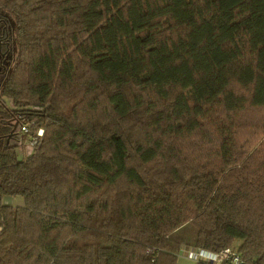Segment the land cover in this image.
Segmentation results:
<instances>
[{"label":"trees","instance_id":"obj_1","mask_svg":"<svg viewBox=\"0 0 264 264\" xmlns=\"http://www.w3.org/2000/svg\"><path fill=\"white\" fill-rule=\"evenodd\" d=\"M0 34V264H264V0H0Z\"/></svg>","mask_w":264,"mask_h":264},{"label":"built area","instance_id":"obj_2","mask_svg":"<svg viewBox=\"0 0 264 264\" xmlns=\"http://www.w3.org/2000/svg\"><path fill=\"white\" fill-rule=\"evenodd\" d=\"M30 146L27 148L29 149ZM180 257H190L191 261L196 262L197 260H204L212 264H221L222 262L228 261L232 263H238L239 255L232 248H226L219 252H211L204 249H198L194 247L185 246L180 250Z\"/></svg>","mask_w":264,"mask_h":264},{"label":"flooded vegetation","instance_id":"obj_3","mask_svg":"<svg viewBox=\"0 0 264 264\" xmlns=\"http://www.w3.org/2000/svg\"><path fill=\"white\" fill-rule=\"evenodd\" d=\"M3 39V36L0 34V77L10 69L12 61V55L9 48H3V43L5 42Z\"/></svg>","mask_w":264,"mask_h":264},{"label":"rangeland","instance_id":"obj_4","mask_svg":"<svg viewBox=\"0 0 264 264\" xmlns=\"http://www.w3.org/2000/svg\"><path fill=\"white\" fill-rule=\"evenodd\" d=\"M3 38H4L3 40H5V42L3 43V48L6 49V47H7V48L10 49L11 44H10L9 35H6V36L4 35ZM2 201L5 202V203L18 204V203L22 202V199L20 197H6L5 196V197H3ZM182 262L183 263L186 262L188 264H192L193 263L192 261L187 260V257L186 256L185 257L178 256L177 257V263L180 264Z\"/></svg>","mask_w":264,"mask_h":264},{"label":"crops","instance_id":"obj_5","mask_svg":"<svg viewBox=\"0 0 264 264\" xmlns=\"http://www.w3.org/2000/svg\"><path fill=\"white\" fill-rule=\"evenodd\" d=\"M187 260H190L191 261V258L190 257H187ZM193 262V261H192ZM177 264H179V263H177ZM180 264H188V263H186V262H182V263H180ZM193 264V263H192Z\"/></svg>","mask_w":264,"mask_h":264}]
</instances>
